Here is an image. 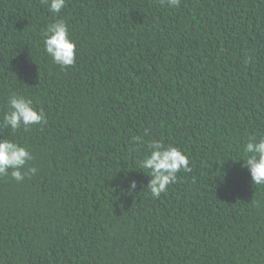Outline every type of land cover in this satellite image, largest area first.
Returning a JSON list of instances; mask_svg holds the SVG:
<instances>
[{"label":"trees","instance_id":"1","mask_svg":"<svg viewBox=\"0 0 264 264\" xmlns=\"http://www.w3.org/2000/svg\"><path fill=\"white\" fill-rule=\"evenodd\" d=\"M58 18L63 70L43 46ZM13 93L47 123L0 127L38 169L0 177V264H264V186L241 160L264 136V0H0V121ZM153 139L191 167L159 198L137 169Z\"/></svg>","mask_w":264,"mask_h":264},{"label":"clouds","instance_id":"2","mask_svg":"<svg viewBox=\"0 0 264 264\" xmlns=\"http://www.w3.org/2000/svg\"><path fill=\"white\" fill-rule=\"evenodd\" d=\"M48 6L49 11L58 15L67 5V0H42ZM161 5L179 8L181 0H159ZM43 46L46 54L52 62L67 69L76 64L77 44L72 39L69 25L63 18L55 19L49 23L43 32ZM245 64L252 62V57L245 59ZM47 123L46 115L38 110L33 101L23 94L13 93L8 98V110L4 113L0 127L10 128L15 134L23 128L29 131L32 126H43ZM141 141L140 137L134 138V142ZM244 166L248 168L252 181L256 186H264V136L250 137L243 146ZM34 159L31 151L16 141L9 139L0 140V177L11 176L15 181L23 182L25 177L35 175L38 169L27 167ZM137 169L147 172L150 180L147 189L153 198H159L168 187L178 179L181 171L190 172L189 158L181 149L171 145H165L162 140L148 142V152L142 159L137 160ZM128 183V191L133 192L137 188V181L125 176Z\"/></svg>","mask_w":264,"mask_h":264}]
</instances>
